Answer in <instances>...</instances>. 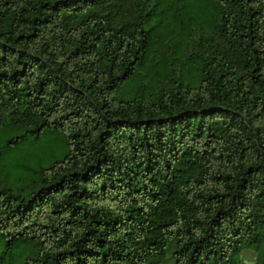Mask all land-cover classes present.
Listing matches in <instances>:
<instances>
[{"label": "trees", "instance_id": "trees-1", "mask_svg": "<svg viewBox=\"0 0 264 264\" xmlns=\"http://www.w3.org/2000/svg\"><path fill=\"white\" fill-rule=\"evenodd\" d=\"M162 1L0 0V168L68 145L0 185V264H264V0H203L209 34Z\"/></svg>", "mask_w": 264, "mask_h": 264}, {"label": "rangeland", "instance_id": "rangeland-1", "mask_svg": "<svg viewBox=\"0 0 264 264\" xmlns=\"http://www.w3.org/2000/svg\"><path fill=\"white\" fill-rule=\"evenodd\" d=\"M182 5H185V9L179 17L182 18L184 15L194 17L197 21L195 26L197 28L203 27L206 34H209L210 20H212L214 14L204 4L203 0H163L161 7L178 11V8H181ZM160 17L162 19V16H158L157 19ZM167 25L170 26L168 22ZM172 25H176V23L173 21ZM190 26V28H194L192 23ZM171 37L173 38L172 44H176V40L180 42L178 35ZM139 73L118 90L117 96L120 99L133 98L139 85L147 82L148 76H146L145 68L139 70ZM191 83L196 84L194 81H191ZM67 152L66 139L60 132L46 130L40 135L27 136L18 145L10 147L4 154L5 166L0 168V185L28 191L38 181L40 170L48 168L54 162L63 159ZM2 249L3 241L0 239V251ZM30 250H33L30 243L16 245L13 247L10 257L6 256L5 262L8 264H24V257L29 256ZM10 258L12 261H10Z\"/></svg>", "mask_w": 264, "mask_h": 264}]
</instances>
